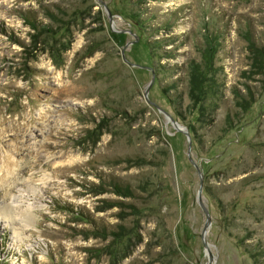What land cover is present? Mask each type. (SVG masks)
Here are the masks:
<instances>
[{
	"label": "rangeland",
	"instance_id": "1",
	"mask_svg": "<svg viewBox=\"0 0 264 264\" xmlns=\"http://www.w3.org/2000/svg\"><path fill=\"white\" fill-rule=\"evenodd\" d=\"M249 37L264 0H0V264H264Z\"/></svg>",
	"mask_w": 264,
	"mask_h": 264
},
{
	"label": "trees",
	"instance_id": "2",
	"mask_svg": "<svg viewBox=\"0 0 264 264\" xmlns=\"http://www.w3.org/2000/svg\"><path fill=\"white\" fill-rule=\"evenodd\" d=\"M31 27L34 30L39 29L40 25L31 23ZM158 32V31H157ZM249 43H250V52H252L254 56V63L253 66L256 68L254 69V74H261L264 73V45L259 44L257 41H255L253 38L249 37ZM220 49V40L218 36H206V39L204 40L203 46L199 47V53H200V59L199 61H190L188 64L190 65V68H197L202 71V75L200 76V71L196 72V74L200 77H203L204 79H209L210 76H213V74H219V67L217 64V55ZM199 91H195V93L190 94L195 97L196 100L201 99V94L198 93ZM240 101V107L242 109H247L250 104L253 102V100L250 99V95L248 98L246 97H239ZM114 184V183H113ZM116 186V192L125 195L130 196L131 195V189L128 187H122L119 184H115Z\"/></svg>",
	"mask_w": 264,
	"mask_h": 264
},
{
	"label": "water",
	"instance_id": "3",
	"mask_svg": "<svg viewBox=\"0 0 264 264\" xmlns=\"http://www.w3.org/2000/svg\"><path fill=\"white\" fill-rule=\"evenodd\" d=\"M154 72H153V80H154ZM146 95V93H145ZM179 130L185 132V134L187 135L188 137V141H189V145H188V153L190 154L191 152V148H192V138H191V134H190V130L188 128H179ZM189 159L190 161H192V163L195 165V167L197 168L198 170V173L201 175V185L199 187V191H198V201H199V204L201 206V208L203 209L204 213L206 214L207 216V221L205 223V226H204V229H203V232H202V237H203V240H204V245L208 248V244L206 243L205 241V233H206V229L211 221V216H210V212H209V209L206 207V205L204 204L203 202V199H202V191H203V178H202V171H201V168L199 167V165H197L191 158V156H189ZM209 251V249H208ZM209 260H210V263L209 264H213L214 262V256L212 255L211 252H209Z\"/></svg>",
	"mask_w": 264,
	"mask_h": 264
},
{
	"label": "bare ground",
	"instance_id": "4",
	"mask_svg": "<svg viewBox=\"0 0 264 264\" xmlns=\"http://www.w3.org/2000/svg\"><path fill=\"white\" fill-rule=\"evenodd\" d=\"M11 209H12V208L9 209V208H7V207H2V208L0 209V214H2V215L4 214L6 217L8 216L7 218H10V217H11V218L14 219L13 215H11V214H7V213H9V212L11 211ZM25 209H26V208H25ZM4 215H3V216H4ZM10 215H11V216H10ZM24 215H25V214H24ZM25 217H27V216H25ZM27 218H28V217H27Z\"/></svg>",
	"mask_w": 264,
	"mask_h": 264
}]
</instances>
